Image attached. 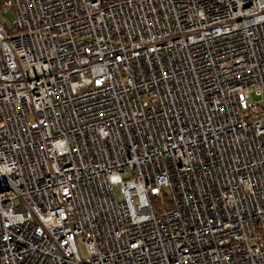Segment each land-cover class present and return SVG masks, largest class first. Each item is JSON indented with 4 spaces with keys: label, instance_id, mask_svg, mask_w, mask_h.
I'll return each instance as SVG.
<instances>
[{
    "label": "built area",
    "instance_id": "2783aa9c",
    "mask_svg": "<svg viewBox=\"0 0 264 264\" xmlns=\"http://www.w3.org/2000/svg\"><path fill=\"white\" fill-rule=\"evenodd\" d=\"M0 9V264H264V0Z\"/></svg>",
    "mask_w": 264,
    "mask_h": 264
},
{
    "label": "rangeland",
    "instance_id": "374dc122",
    "mask_svg": "<svg viewBox=\"0 0 264 264\" xmlns=\"http://www.w3.org/2000/svg\"><path fill=\"white\" fill-rule=\"evenodd\" d=\"M11 20V16H10V14L9 13H5V14H3L2 13V11H1V9H0V22L6 27V29L8 30V31H10V29H11V25L9 24V21ZM258 101V105H260L261 107H263L264 106V101L261 99V98H256ZM28 119L29 120H33V117L32 116H28ZM79 246H80V250H81V252H82V254L84 255L86 252H85V244H84V242H81L80 244H79Z\"/></svg>",
    "mask_w": 264,
    "mask_h": 264
}]
</instances>
